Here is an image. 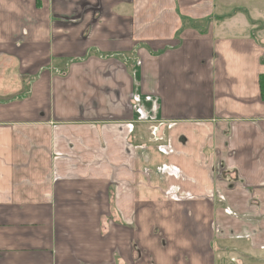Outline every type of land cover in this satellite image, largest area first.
Instances as JSON below:
<instances>
[{"label": "crops", "instance_id": "0c3cea01", "mask_svg": "<svg viewBox=\"0 0 264 264\" xmlns=\"http://www.w3.org/2000/svg\"><path fill=\"white\" fill-rule=\"evenodd\" d=\"M262 2L0 0V264H264Z\"/></svg>", "mask_w": 264, "mask_h": 264}, {"label": "rangeland", "instance_id": "374dc122", "mask_svg": "<svg viewBox=\"0 0 264 264\" xmlns=\"http://www.w3.org/2000/svg\"><path fill=\"white\" fill-rule=\"evenodd\" d=\"M261 9H262V12H263V17H262V19H261V21H259V25H257L258 24V22H255V25H256V27H255V31L256 32H258V37L260 36V38H263L264 36L262 35V33H263V29H264V27H263V23H264V2H262L261 3ZM251 15H252V13H251ZM252 17H254L253 15H252ZM251 17V18H252ZM252 20H254V19H252ZM259 20V19H258ZM255 21V20H254ZM258 30V31H257Z\"/></svg>", "mask_w": 264, "mask_h": 264}, {"label": "trees", "instance_id": "16d2710c", "mask_svg": "<svg viewBox=\"0 0 264 264\" xmlns=\"http://www.w3.org/2000/svg\"><path fill=\"white\" fill-rule=\"evenodd\" d=\"M260 87H261L262 99L264 100V75L260 77Z\"/></svg>", "mask_w": 264, "mask_h": 264}]
</instances>
